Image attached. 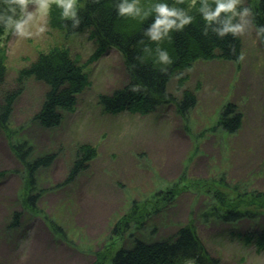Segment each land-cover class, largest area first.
Here are the masks:
<instances>
[{
    "label": "rangeland",
    "instance_id": "1",
    "mask_svg": "<svg viewBox=\"0 0 264 264\" xmlns=\"http://www.w3.org/2000/svg\"><path fill=\"white\" fill-rule=\"evenodd\" d=\"M27 3L32 34L4 31L0 41L7 64L0 102L19 90L9 133L27 140L33 156L54 152L57 157L36 173L38 212L30 211L20 194L25 163L12 150L10 135L0 129V264H93L99 252L102 260L103 253L120 245L168 237L190 221L222 264H264V249L244 238L264 228V215L237 222L202 217L220 181L228 188L264 190V46L252 22L241 34L242 58L200 59L184 72L185 78L171 80L169 90L176 97L186 90L198 96L186 114L174 104L147 114L113 113L104 110L99 94H110L128 81L120 51L110 48L95 58L96 42L87 30L68 35L50 24L45 0ZM55 45L70 49L90 84L72 109L63 110L60 125L47 128L34 114L48 85L33 77L21 80L19 73ZM230 102L244 115L236 132L218 124ZM83 144L93 145L96 156L71 179ZM168 189L175 190L174 198L160 202ZM14 212L19 218L13 227ZM132 213L137 217L115 235V224ZM49 220L61 225V234Z\"/></svg>",
    "mask_w": 264,
    "mask_h": 264
},
{
    "label": "trees",
    "instance_id": "2",
    "mask_svg": "<svg viewBox=\"0 0 264 264\" xmlns=\"http://www.w3.org/2000/svg\"><path fill=\"white\" fill-rule=\"evenodd\" d=\"M28 1V0H27ZM15 0H0V12H6L8 5ZM78 15L81 23L78 27L71 26L72 21L60 14V9L52 3L49 9V22L53 27L64 30L68 35L88 31L96 42L94 57H99L105 50L116 48L122 54L128 81L123 87L115 88L110 94L100 93L99 100L105 111L118 113L129 111L132 113L147 114L159 106L174 104L177 111L186 114L195 107L198 96L186 90L181 98L176 97L170 90L171 80L178 76L185 78V71L191 69L197 60L221 57L228 60H239L242 53L241 35L227 34L220 37L209 27L205 31L206 22L199 12V0L191 7L190 14L194 19L192 24L186 25L183 30L174 29L163 41H152L145 35L155 18V12L141 18L122 17L118 14L117 4L120 0H78ZM146 11L161 0H139ZM170 6L189 9L194 0H166ZM213 5L215 0H209ZM242 6L252 10L250 17L252 24L257 28L264 26V0H245ZM19 13V9H17ZM218 25H213L216 27ZM5 29L0 25V41ZM264 46V35H259ZM166 49L172 63L161 65L157 62V44ZM1 46V43H0ZM0 47V84L4 81L7 64ZM165 69V70H162ZM21 80L33 77L48 85L40 109L34 114V119L41 125L50 128L60 125L63 120V110L72 109L77 103L78 95L90 84L88 73L83 65L72 55L66 46L55 45L48 50L41 51L38 57L19 73ZM187 76V75H186ZM137 85L136 91L132 87ZM20 91L16 90L5 94L0 102V129L10 135V145L17 157L25 163L24 184L21 188V199L26 208L38 212L37 204L40 193L36 189V173L43 167L50 166L56 159L54 152L34 155L33 147L27 140L17 139L11 135L8 127L13 113V105ZM243 113L234 102L228 103L220 114L218 124L229 132H236L242 127ZM93 145L83 144L80 156L77 157L70 169L73 179L84 169L92 158L96 156ZM2 172H0V175ZM215 181V180H214ZM212 194V202L204 209L202 217L206 221L210 218L225 222H237L242 219H256L264 215V190L230 187L229 183L218 182ZM160 194V193H158ZM163 202L171 201L175 196L174 189L163 191ZM137 206V205H136ZM156 209L157 207H153ZM142 213H139V216ZM135 216L127 217L124 214L115 224L112 232L121 234L123 228L129 226ZM19 213H13L12 226H17ZM121 222V223H120ZM52 230L61 234L60 224L49 220ZM247 241H253L258 248L264 249V228L258 232L244 234ZM93 264H222L218 256L212 254L202 237L196 224L190 221L178 227L176 232L168 237L156 239H136L131 245H120L109 255L103 253L102 260Z\"/></svg>",
    "mask_w": 264,
    "mask_h": 264
},
{
    "label": "clouds",
    "instance_id": "3",
    "mask_svg": "<svg viewBox=\"0 0 264 264\" xmlns=\"http://www.w3.org/2000/svg\"><path fill=\"white\" fill-rule=\"evenodd\" d=\"M51 3L60 9V14L67 20H71V26L76 28L81 23V17L78 15V0H45L43 7L47 9ZM195 5H190L189 9L183 7L170 6L166 0H161L151 6L149 11L140 4L139 0H120L117 4L118 14L122 17L141 18L149 16L155 12V18L150 27L146 30L145 35L149 36L152 41L161 42L174 29L183 30L186 25L193 22V15L190 9ZM19 9V13H17ZM199 12L206 22L205 31L210 27L213 32L218 33L220 37L227 34L241 35L244 34L251 24L250 17L252 10L249 7L242 6V0H215V4L209 0H199ZM33 13L29 11L27 0H15L8 5L6 12H0V25L5 32H13L17 36H30L32 33L28 30L32 21ZM218 25L213 27V25ZM43 29H41L42 31ZM258 35H264V26L257 28ZM157 62L161 65H169L172 58L169 52L157 44ZM242 58V57H241ZM165 70V69H162ZM137 85L132 87L136 91Z\"/></svg>",
    "mask_w": 264,
    "mask_h": 264
}]
</instances>
